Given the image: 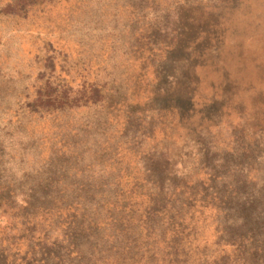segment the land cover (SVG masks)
Listing matches in <instances>:
<instances>
[{
	"label": "rangeland",
	"instance_id": "obj_1",
	"mask_svg": "<svg viewBox=\"0 0 264 264\" xmlns=\"http://www.w3.org/2000/svg\"><path fill=\"white\" fill-rule=\"evenodd\" d=\"M190 89L205 102L195 132L182 125L192 107ZM134 130L151 138L135 147ZM184 138L203 162L243 160L246 178L225 176L240 191L256 186L264 194V0H0V188L13 190L0 193L2 204L13 207L0 211V254L8 260L23 264L31 252L39 257L40 248L61 260L52 255L49 264L151 260L139 249L106 251L103 237L112 230L99 224L109 210L86 200L95 195L103 202L97 192L110 183L105 190L114 202L116 179L130 188L138 152L148 153L160 183L142 189L155 192L158 204L173 202L189 213L187 195L201 196L208 181L194 152L181 149ZM238 148L247 149L245 156L231 154ZM182 154L186 176L171 171ZM34 194H49L43 203L49 212L37 211L35 233L17 240L24 228L15 215ZM73 204L98 224L97 241L87 236L79 256L62 244V216ZM212 212L195 213L197 237L187 263L203 252L223 257L213 247ZM158 240L152 260L162 264L166 252Z\"/></svg>",
	"mask_w": 264,
	"mask_h": 264
},
{
	"label": "trees",
	"instance_id": "obj_2",
	"mask_svg": "<svg viewBox=\"0 0 264 264\" xmlns=\"http://www.w3.org/2000/svg\"><path fill=\"white\" fill-rule=\"evenodd\" d=\"M193 91L190 89L188 92V100L190 101ZM96 101L97 99L92 101V103H96ZM204 106L205 102L199 104L198 108L201 109V115ZM182 122V125L184 124L189 132H195L196 129L185 124V120L182 119ZM123 130L127 132L128 123H125ZM149 137L151 138L149 134H145L143 131L134 130L131 134V141L135 144V147H139L142 140L149 139ZM185 148L187 152H194L193 158L199 154L195 143H189L184 138L181 143V149ZM151 151L154 152L155 150ZM124 152L125 150L121 151V155ZM230 152L231 154H238L237 156H245L247 149L238 148L230 150ZM148 156V153L139 154L138 152L137 160L131 166L135 173L131 178L130 188H120L121 180L120 178L116 179L115 188L118 189V193H114V202L108 203V196L105 190L108 186L113 185L110 183H105L101 187V189L104 188L103 191L97 192L98 198H105L103 202L94 201L96 199L94 198L95 195L93 198L86 200L88 205L95 204L99 209L101 208V203H103L109 210V216L106 221L99 224L109 225L112 230L107 234L108 236L103 237L107 244L106 251L113 254H123L139 249L138 251H143L151 260L140 262L141 260L139 259L137 262L155 264L156 260L152 259L158 257L156 246L158 239H162L163 250L166 252L162 256V264H185L188 261L186 255L193 250V242L197 237L195 213L198 212L199 216L204 213V210L209 209L213 211L211 219L216 234L213 247L220 248L223 252V257L220 260L215 257L210 259L203 252L194 264H264V194L261 193L262 188L255 189V186L251 190L244 189L240 191L238 181L229 180L225 176L228 172H238L246 178L249 170L243 164V160L234 163L226 162L220 158V161L215 162V165L214 160L203 162L202 156L198 155L196 162L205 171L208 188L207 192L202 193L201 196L187 195L185 200L187 202H183V205L185 208H189L188 213L176 209L173 202L170 206H168L167 201L158 204L157 200L153 198L156 194L155 192H151L149 188L142 189L146 185L151 186L154 183H160L158 179L152 178L153 168L151 159ZM186 158L187 156L182 154L179 158L172 161V173L182 176H186L189 173V166L180 163ZM165 187L162 183L158 190L163 192L167 190ZM0 189L1 194L2 192L8 195L13 194V190L8 185L2 186ZM136 190L140 191L136 192ZM208 191L210 193L206 194ZM48 197L49 194L36 196L34 194L26 198L23 205V214L15 215L21 221L19 226L24 228V231L17 236V240L23 239L26 234L31 236V234L35 233L32 221L35 216L39 215L36 214L37 211L49 212V208L43 204L44 201L51 200V197ZM34 201L38 202L34 203ZM4 205L0 200V211L2 213L7 208L13 209L12 206ZM73 205L74 209L66 210V214L62 216L65 219V234L62 244H66L65 250L68 254L79 256L78 244L82 243L87 236L93 234L98 224L92 219L91 213L83 209L81 213H78L76 210L77 204ZM92 225L93 227L91 228ZM159 226L163 227L162 231L157 229ZM90 239L95 243L97 235L93 234L87 238V240ZM39 240H43V238L40 239L39 237ZM180 243L184 248L182 255H178ZM204 248H206V245ZM41 249L43 248L39 249V253H41L39 257H36L37 254L31 252V258L25 260L23 264H49L51 263L50 256L53 255L54 258H57L50 252L43 253ZM23 258H26V255H23ZM9 259L7 255L0 254V264H16L14 260ZM57 259L58 262L61 261L60 258ZM124 261L122 257L117 260V263L123 264ZM109 263V261L106 262V264ZM131 264L134 263L131 262ZM187 264L192 263L189 262Z\"/></svg>",
	"mask_w": 264,
	"mask_h": 264
},
{
	"label": "water",
	"instance_id": "obj_3",
	"mask_svg": "<svg viewBox=\"0 0 264 264\" xmlns=\"http://www.w3.org/2000/svg\"><path fill=\"white\" fill-rule=\"evenodd\" d=\"M192 103V107L189 113V116L185 119V122L188 126H191L192 128H196L199 126L200 123V117H201V109H199V103L196 100L194 96H192V99L190 101Z\"/></svg>",
	"mask_w": 264,
	"mask_h": 264
}]
</instances>
